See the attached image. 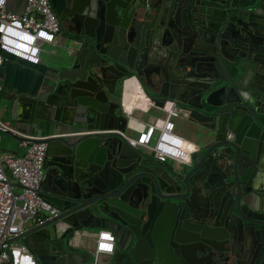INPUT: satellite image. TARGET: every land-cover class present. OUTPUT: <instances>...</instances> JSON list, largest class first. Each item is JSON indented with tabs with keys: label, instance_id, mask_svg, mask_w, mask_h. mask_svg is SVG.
Wrapping results in <instances>:
<instances>
[{
	"label": "water",
	"instance_id": "95a60500",
	"mask_svg": "<svg viewBox=\"0 0 264 264\" xmlns=\"http://www.w3.org/2000/svg\"><path fill=\"white\" fill-rule=\"evenodd\" d=\"M70 47L9 98L48 140L40 195L60 215L21 242L38 264H87L71 242L108 230L102 264H264V0H50ZM143 113L183 108L196 136L178 170L118 136L127 83Z\"/></svg>",
	"mask_w": 264,
	"mask_h": 264
},
{
	"label": "built area",
	"instance_id": "2783aa9c",
	"mask_svg": "<svg viewBox=\"0 0 264 264\" xmlns=\"http://www.w3.org/2000/svg\"><path fill=\"white\" fill-rule=\"evenodd\" d=\"M60 30L50 0H26L21 13L10 11L7 0H0V65L12 60L30 66L40 65L44 49L58 44ZM2 97L3 87L0 86V99ZM123 106L128 118L126 129L133 130L135 136H130L126 129H92L82 134L118 136L159 163L190 164L191 154L197 147L177 133L175 122V119L182 118L183 108L169 102L163 118L145 124L131 116L133 108L129 109L125 101ZM133 122L136 125L131 124ZM2 134L18 138L24 153H2ZM58 136L28 135L0 118V264H38L27 246L11 241L24 232L27 220L42 224L60 215L59 209L40 195L48 140ZM115 251L114 234L100 230L90 264H99L103 256H110Z\"/></svg>",
	"mask_w": 264,
	"mask_h": 264
},
{
	"label": "crops",
	"instance_id": "0c3cea01",
	"mask_svg": "<svg viewBox=\"0 0 264 264\" xmlns=\"http://www.w3.org/2000/svg\"><path fill=\"white\" fill-rule=\"evenodd\" d=\"M25 2L26 0H7V7L10 11L21 13L24 9ZM57 40L58 44L48 46L44 49L43 53L46 55L42 58V63L38 66H30L18 60H12L0 65V86L3 87V97L0 99V118L10 126L17 128L16 124L11 120V112L9 109V106L11 104L9 98L12 97V94H14L15 92L19 93L30 91L31 89L39 86L44 78L46 66L51 65L56 57L64 54L67 50H69V48H71L68 37L62 32L58 35ZM152 110V114L146 116L147 113H143L137 110L136 107H133V109L131 110V116L137 121L145 124L158 118H163L165 116L164 110L155 108ZM125 117H127L126 113ZM175 122L177 126V133L189 143L196 144L195 136L191 131L189 124L183 118H177L175 119ZM181 123H184V128L180 127ZM131 124L136 125V123L134 122ZM185 124L189 126L188 130L185 129ZM126 131L130 136H135L136 134L133 130H130L128 128L126 129ZM23 133L29 135L28 132ZM4 135H7L8 137H4ZM1 139L2 153H10L15 155H22L24 153V149L21 147L20 140L18 138L10 134H3L1 135ZM167 164L175 167L178 170L183 169L182 165L174 163L172 161H169ZM16 190H18V188H16ZM33 225L35 224L32 220H27L25 222L24 229L30 228ZM96 235L97 232H85L83 235L77 236L71 242V245L75 247L79 252H87L91 254L95 247ZM108 257V255L103 256L99 264H102V262L108 259ZM91 261L92 257L87 264H90Z\"/></svg>",
	"mask_w": 264,
	"mask_h": 264
},
{
	"label": "bare ground",
	"instance_id": "6f19581e",
	"mask_svg": "<svg viewBox=\"0 0 264 264\" xmlns=\"http://www.w3.org/2000/svg\"><path fill=\"white\" fill-rule=\"evenodd\" d=\"M127 90H131L129 93H126L125 103L126 106L131 109L133 107L145 108L149 105L144 99H142L141 88L137 83L128 82Z\"/></svg>",
	"mask_w": 264,
	"mask_h": 264
},
{
	"label": "rangeland",
	"instance_id": "374dc122",
	"mask_svg": "<svg viewBox=\"0 0 264 264\" xmlns=\"http://www.w3.org/2000/svg\"><path fill=\"white\" fill-rule=\"evenodd\" d=\"M45 55H46V54L43 53L42 58H43ZM152 111H153V110H152ZM152 111H151V113H149V114L147 113L146 116H149L150 114H152ZM183 126H184V123H181L180 127H181V128H184ZM188 127H189V126H187V124H185V129H186V130L189 129ZM193 134H194V133H193ZM2 135H3V134H2ZM194 136H195V134H194ZM4 137H8V136H7V135H4ZM195 140H196V136H195Z\"/></svg>",
	"mask_w": 264,
	"mask_h": 264
},
{
	"label": "flooded vegetation",
	"instance_id": "af4514ba",
	"mask_svg": "<svg viewBox=\"0 0 264 264\" xmlns=\"http://www.w3.org/2000/svg\"><path fill=\"white\" fill-rule=\"evenodd\" d=\"M52 9H53V8H52ZM53 11H54V10H53ZM54 13H55V12H54ZM55 14H56V13H55ZM56 16H57V15H56ZM57 18H58V16H57ZM58 20H59V23H60V28H61V30H60V31L62 32L63 24L61 23V21H60V19H59V18H58ZM61 32H60V33H61Z\"/></svg>",
	"mask_w": 264,
	"mask_h": 264
}]
</instances>
